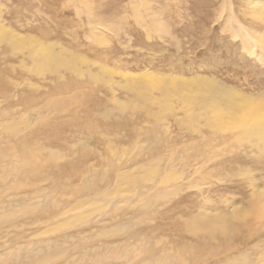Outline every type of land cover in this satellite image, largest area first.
<instances>
[{"label": "rangeland", "instance_id": "rangeland-1", "mask_svg": "<svg viewBox=\"0 0 264 264\" xmlns=\"http://www.w3.org/2000/svg\"><path fill=\"white\" fill-rule=\"evenodd\" d=\"M247 32L264 44V0H0V116L20 127H0V175L19 168L0 215L46 204L0 225V264H264V138L248 137L264 132V51ZM234 106L260 119L220 130ZM120 166L158 186L118 190ZM87 181L105 199L53 221Z\"/></svg>", "mask_w": 264, "mask_h": 264}, {"label": "bare ground", "instance_id": "bare-ground-1", "mask_svg": "<svg viewBox=\"0 0 264 264\" xmlns=\"http://www.w3.org/2000/svg\"><path fill=\"white\" fill-rule=\"evenodd\" d=\"M249 32V31H248ZM247 32V38H244V44L246 45V46H251V52H252V54H254V55H256L257 53H256V50H257V52H259L260 54H261V52H263L264 51V44H263V42H258L257 40L255 41L254 40V38L257 36H252V34H250V33H248ZM255 35V34H254ZM246 36V35H245ZM257 38V37H256ZM255 38V39H256ZM261 40V39H260ZM258 53V54H259ZM76 56V55H75ZM257 56V55H256ZM51 57H53V58H55V55H52ZM260 57V56H259ZM183 81V80H182ZM199 81V80H198ZM196 82V81H195ZM194 82V83H195ZM204 82H205V80H204ZM187 83H190V82H188L187 81ZM198 83V82H197ZM211 83V82H210ZM209 83V85H205V87H210V86H212L211 84ZM198 84H200V83H198ZM204 84V83H203ZM207 84H208V82H207ZM174 89V88H173ZM217 89H218V91H220L221 93L223 92V94H224V92L226 93V92H228V90L226 89V88H224V87H222V86H218L217 87ZM220 93V94H221ZM231 93H233V92H231ZM245 102L247 103H251V105H253L252 104V102L251 101H248V100H245ZM216 103V102H215ZM214 103V104H215ZM217 104V107H221L222 106V104H220V103H216ZM208 105L210 106L211 104L210 103H208ZM250 105V106H251ZM254 106H256V105H254ZM255 109H257V110H255ZM260 110L256 107V108H252V109H250V107H247V106H242V107H240V106H234V107H232V111L231 112H228V113H225L223 110H220V111H218V113L216 114V116H215V121H214V123L215 124H217V127L221 130H224L225 131V128L227 127V128H232V127H234V126H245V125H247L248 126V124H251V123H255L256 121H258L259 119H260V117H259V115L257 114L258 112H259ZM240 112H243L242 114L240 113ZM3 114V113H2ZM5 114V113H4ZM42 116L43 115H41V114H38V117H41L42 118ZM1 117V116H0ZM6 117V116H5ZM2 118V117H1ZM10 119V118H9ZM9 119H6V118H2V119H0V127L5 131V132H9V133H15V132H17L18 131V129L20 128L19 127V123L18 122H12V123H7V120H9ZM12 119H13V117H12ZM11 119V120H12ZM226 120L228 121L229 120V123H226ZM15 121V120H14ZM29 124V122L25 119L24 120V122H22V126L24 127H26L27 125ZM30 125V124H29ZM226 125V127H224ZM228 130V129H227ZM248 133V132H247ZM248 137H249V139H254L255 140V138H257V140H262V138H264V132L263 131H261V130H254V132H252V133H249L248 134ZM88 141V140H87ZM262 145V144H261ZM264 146V145H263ZM111 147V146H110ZM51 153H52V151H51ZM58 153H59V151H58ZM100 153V152H99ZM150 155V154H149ZM112 156V155H111ZM139 158V157H138ZM137 158V159H138ZM135 160V162L137 163L138 161H140V159L139 160ZM142 159V158H141ZM3 160L4 161H8V158L7 157H3ZM175 160H176V158H175ZM130 162H128L127 164H129ZM131 164V163H130ZM28 166H31L29 163L27 164ZM168 165V164H167ZM183 165V164H182ZM184 165L187 167V168H189V166H190V163L189 162H185L184 163ZM22 166V165H21ZM91 166V165H90ZM162 167V166H161ZM176 167V166H175ZM174 167V168H175ZM177 169L179 170V171H181L182 173L181 174H184L185 173V169H183V170H181V167L179 168V164H177ZM194 167V166H193ZM126 168H128V166H120V170H119V173H117V176H116V179H117V189L119 190V187L121 186V185H127L128 187H129V184L131 185V186H133L135 189L134 190H138V194H136L135 196L136 197H141L142 195L139 193V192H141L142 190H152V189H155L154 187H155V185H157V184H155L154 183V181H155V176H157V174H160V173H157V174H154V176L151 178V182L152 183H149V184H145V185H143L142 186V182H143V179H142V177H139V175L138 176H135L136 174H132V173H134V171L133 170H128V171H124V170H126ZM2 169L6 172V174L5 175H3V176H1L0 175V179L1 180H3L6 184H8V182H9V180H10V178L13 176L12 174H14L15 172H18L19 171V168L17 167V166H14V165H12V164H9V163H5L4 164V166L2 167ZM30 169V168H29ZM155 169H157L159 172H160V168H158V166L156 165V168ZM35 170V169H34ZM89 170V169H88ZM142 170V169H141ZM27 171V170H26ZM29 171V170H28ZM123 171V172H122ZM60 172V171H59ZM136 173H138L139 174V169H138V171H135ZM165 173V172H164ZM142 175V174H141ZM185 175V174H184ZM86 176V175H85ZM84 176V177H85ZM94 176V175H93ZM186 176V175H185ZM83 177V178H84ZM73 178V177H72ZM107 178V176L106 175H103V178H101V177H99V179H101L103 182H104V180ZM74 179V178H73ZM167 179V178H166ZM185 180V179H184ZM165 183V185H167L168 184V182L169 181H167V180H165L164 181ZM4 183V184H5ZM83 183V182H82ZM86 183V186L89 188V190L91 191L90 192V196H84V197H81L80 199H78L77 200V204H75L74 206H75V208H73V207H71L72 209L71 210H69V211H67V212H60L59 210H58V208L60 207V206H63L64 204H61V203H59V202H57V201H55L56 203H55V205H56V212H54V214H56L55 216H53V221H55L56 219H58V218H61V219H63L64 217H70L69 216V213L71 212V211H74V210H79L80 208H78V206H82V204H90L91 206H97L98 204H100L101 203V200H103L102 198H104V196L106 195V193H99V191H100V189H98V188H95V187H98V186H95V182H93V181H87V182H85ZM154 183V184H153ZM87 184H89V185H91V186H93V188H91L89 185H87ZM105 186L104 187H106V189L105 190H108V188H109V186H110V182L108 181H106V182H104L103 183ZM158 186V185H157ZM33 187V186H32ZM160 187V186H159ZM92 189H93V191H92ZM158 189V188H157ZM159 189H161V188H159ZM0 190H2L1 188H0ZM94 190H96L97 192H94ZM116 190V189H115ZM130 190H131V188H130ZM124 191V190H123ZM47 191L46 190H42V191H39V192H37V194H36V196L38 197L40 194H45ZM112 192V191H111ZM116 193V192H115ZM128 193V192H127ZM134 193V192H133ZM175 194V193H174ZM164 196V194H161V192H158V193H156L155 195H154V198H161V197H163ZM168 196V195H167ZM169 196L171 197V195L169 194ZM169 196H168V198H169ZM108 197V196H107ZM21 197H14V202L13 203H11V205H13V206H17V207H20L19 208V210L15 213H9V214H5L4 216H2V215H0V225H6V224H9L10 222H12L13 220H14V218L15 217H18V216H29L32 212H34V211H37V210H43V209H45L46 208V204L45 203H43L44 201L43 200H41L40 202H39V205H37V204H33L32 202L31 203H23V204H19L18 202H17V199H20ZM126 198V197H125ZM135 198V197H134ZM151 198V197H150ZM164 198V197H163ZM165 198H167V197H165ZM12 199V198H11ZM23 199V198H22ZM105 199V198H104ZM107 199V198H106ZM162 199V198H161ZM24 200V199H23ZM112 201H114L113 199H111ZM110 200V201H111ZM149 200V199H148ZM54 201V200H53ZM127 201H131L130 199H126V202ZM166 201H168L167 199H166ZM24 202V201H23ZM61 202V201H60ZM5 203V202H4ZM3 203V204H4ZM63 203H64V201H63ZM116 203V202H115ZM115 203H112V206H110L111 208H114V207H116V205H117V203L115 204ZM10 204V203H9ZM66 204H68L67 202H66ZM107 204V203H106ZM6 205V204H5ZM5 205H4V207H5ZM10 205V206H11ZM54 205V206H55ZM69 205H71V204H69ZM3 206V205H2ZM9 209V208H8ZM18 209V208H17ZM68 210V209H67ZM84 210H86V208H84V209H82V215L84 214L85 215V213H86V211H84ZM106 210V209H105ZM117 210V209H116ZM44 211V210H43ZM81 212V211H80ZM79 212V213H80ZM94 213V212H93ZM93 213H91V215H93ZM108 213V211H105L104 212V214H107ZM3 214V213H2ZM53 214V213H52ZM79 215V214H78ZM80 216V215H79ZM77 217V216H76ZM76 217H74V219L73 218H68L69 220H68V222H71V223H73V222H76V221H78L77 219H76ZM80 218H81V216H80ZM79 218V219H80ZM39 219V218H38ZM83 219H84V221H87L88 220V218H84L83 217ZM121 228H126V227H121ZM120 227L118 228V229H121ZM127 229V228H126ZM117 230V229H116ZM123 230V229H122ZM122 230H120V231H122ZM128 230V229H127ZM55 244L53 243V242H51V241H49V242H46V243H44L43 244V246L45 247V248H50V247H52V246H54ZM42 250V249H41ZM40 250V251H41ZM60 255V254H59ZM229 256V255H228ZM226 257V259L224 258V264H255V256H254V254L251 256L250 254H248L247 252H241L240 253V255H237V256H233V257ZM58 257H60V256H58ZM52 259V258H51ZM159 259V258H158ZM48 260V259H47ZM47 260H45V261H47ZM44 261V260H43ZM159 261V260H158ZM162 262H164V264H169L168 263V261H167V259L165 260V258L162 260ZM166 262V263H165ZM222 262V261H221ZM48 263V262H47ZM149 263V262H148Z\"/></svg>", "mask_w": 264, "mask_h": 264}]
</instances>
